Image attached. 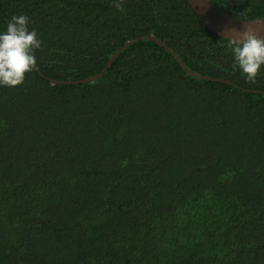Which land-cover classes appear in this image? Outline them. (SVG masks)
I'll return each mask as SVG.
<instances>
[{
	"label": "trees",
	"instance_id": "16d2710c",
	"mask_svg": "<svg viewBox=\"0 0 264 264\" xmlns=\"http://www.w3.org/2000/svg\"><path fill=\"white\" fill-rule=\"evenodd\" d=\"M210 1L264 17V0ZM112 4L0 0V33L25 15L42 41L0 87V264H264V66L234 72L186 0ZM131 41L94 81L50 83Z\"/></svg>",
	"mask_w": 264,
	"mask_h": 264
},
{
	"label": "clouds",
	"instance_id": "9594fccd",
	"mask_svg": "<svg viewBox=\"0 0 264 264\" xmlns=\"http://www.w3.org/2000/svg\"><path fill=\"white\" fill-rule=\"evenodd\" d=\"M112 6L123 12V0H113ZM25 15L12 16L6 30L0 33V87L21 85L26 74L37 68L36 50L42 41L37 32L29 30ZM224 39L233 57V71L239 70L246 82L255 83L264 66V23H242L240 28L224 29Z\"/></svg>",
	"mask_w": 264,
	"mask_h": 264
},
{
	"label": "water",
	"instance_id": "95a60500",
	"mask_svg": "<svg viewBox=\"0 0 264 264\" xmlns=\"http://www.w3.org/2000/svg\"><path fill=\"white\" fill-rule=\"evenodd\" d=\"M191 9L194 11V13L197 15V17L201 20V22L214 34L217 36L221 37L224 39V29L228 27H236L240 28L242 26V23H250V22H255V21H260L264 23V17L257 19V20H252V21H244L240 20L234 17H231L227 15L226 13L222 12L219 10L210 0H186ZM145 39L150 40L157 44L159 47L164 48L166 51H168L172 57H175V55L167 49L160 41L156 40L153 37H145ZM134 41L127 42L125 45H123L106 63V65L103 67V69L95 74L92 77L85 78L83 80L79 81H64V82H59V81H54V80H49L51 84H66V85H76V84H82V83H89L97 79L99 76H101L105 70L109 67L111 62L116 58V56L125 48H127L130 44H132ZM179 66L181 67L182 70L185 71L184 66L180 62ZM194 76L200 78V79H206V80H212V81H221L224 82V80H217V79H212V78H205L202 76H198L193 74ZM230 84L229 82H227ZM248 92H253V91H248ZM261 94L264 95V92H260Z\"/></svg>",
	"mask_w": 264,
	"mask_h": 264
}]
</instances>
